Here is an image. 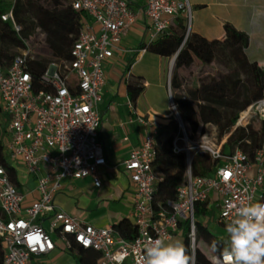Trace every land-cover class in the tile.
Segmentation results:
<instances>
[{
    "label": "built area",
    "instance_id": "2783aa9c",
    "mask_svg": "<svg viewBox=\"0 0 264 264\" xmlns=\"http://www.w3.org/2000/svg\"><path fill=\"white\" fill-rule=\"evenodd\" d=\"M64 1L81 14V28L69 59L47 63L37 80L28 65L33 60L28 49L8 65L0 64V128L5 135L2 153L13 167L18 163L24 166L35 178L39 193L37 201L23 207V195L0 165L1 264H51L43 257L55 248L53 236L63 242L66 251L75 245L96 252V264H138L149 240L172 238L183 224L188 225L194 264L196 207L202 208L213 197L217 221L227 237L226 225L235 217L233 205L264 203V95L239 115L220 148L208 142L198 146L217 161L208 176H201L192 173L195 147L190 145L168 85L170 109L177 124L172 149L185 159L184 180L176 190V199L163 207L155 206L154 192L160 178L153 172L152 162L160 127L138 117V123L151 128L122 163L133 186L135 238L126 240L111 226L97 228L84 223L57 210L54 196L64 180L90 178L94 187L101 186L99 168L106 161L98 139L101 117L97 107L105 83L103 66L119 50L122 33L136 23L137 12L129 0ZM143 14L148 23L146 45L166 34L178 17L187 21L184 41L191 33L187 0H146ZM0 18L19 31L11 10ZM37 85L42 88L36 90ZM248 126L258 136L257 145L253 147L244 137L225 153L230 135L235 130L247 133ZM209 260L211 264H227L222 254H214Z\"/></svg>",
    "mask_w": 264,
    "mask_h": 264
},
{
    "label": "crops",
    "instance_id": "0c3cea01",
    "mask_svg": "<svg viewBox=\"0 0 264 264\" xmlns=\"http://www.w3.org/2000/svg\"><path fill=\"white\" fill-rule=\"evenodd\" d=\"M129 1L130 7L137 12L136 23L122 33L119 50L103 66L105 83L97 107L101 117L98 139L106 161V165L99 168L101 186L94 187L90 178L64 180L53 200L57 210L97 228L114 227L124 219L133 224V186L122 163L151 128L142 126L137 118L143 117L158 127L168 125L173 119L167 93L174 56L164 58L139 49L148 35V23L143 14L146 0ZM187 2L190 5L192 34L207 42H222L226 36L224 25L229 24L247 36L246 58L264 71V0ZM129 62L131 65L127 70ZM141 63H144L143 68L136 69ZM137 84L143 87V91L131 105L127 85ZM130 119L133 123L128 122ZM14 167L19 183L17 189L24 197L22 206L28 207L39 198L35 178L20 163ZM216 205L211 197L202 208L207 212L211 208L218 212ZM205 215L202 214V218ZM216 224L220 226L218 221ZM44 226H48L46 221ZM172 238L184 243L183 225ZM53 239L54 250L43 257L46 263L80 264L76 247L66 251L60 239L55 236ZM207 257L209 259L210 256Z\"/></svg>",
    "mask_w": 264,
    "mask_h": 264
},
{
    "label": "trees",
    "instance_id": "16d2710c",
    "mask_svg": "<svg viewBox=\"0 0 264 264\" xmlns=\"http://www.w3.org/2000/svg\"><path fill=\"white\" fill-rule=\"evenodd\" d=\"M63 2H65L63 0ZM56 6H59L58 2H55ZM62 5V4H61ZM65 5V6H64ZM62 7L69 11L68 17H73L77 21L76 29H69L65 31L67 37L72 36L71 39L65 38L58 39V45L50 44V49L53 57L56 60H67L69 59V51L78 37L81 28V14L73 11L66 3ZM9 10L12 11L13 21L20 28L19 31H15L10 21L4 22L0 18V64L8 65L10 62L4 61L3 50L7 47H14L17 49H26L25 40L35 30L36 23L30 18L29 12L35 10L40 20L43 21L47 27L54 26L53 21H49V14L47 11H43L38 6L34 5L30 1L24 0H13L11 2L0 0V16ZM185 20L182 17L176 18L170 25L168 32L158 37L148 45L142 42L139 49L145 48V51L158 55L164 58H170L177 54L175 68L181 64V59L187 56V60H190V54L195 57L202 56V53L211 51V48L218 49H229V57L232 63L244 74L248 86L249 92V104L264 95V71H262L256 63L249 62L244 53L245 48L248 44V38L245 34L236 31L229 24L224 25L225 39L222 42L212 41L207 42L199 36L190 33L187 37V43L185 50H179L184 36H185ZM54 29H50L49 33L53 34ZM47 63H41L37 61H30L29 68L34 77L37 80L39 75L45 69ZM131 62L127 64V70L129 69ZM35 80V82H36ZM175 80V79H174ZM34 82V83H35ZM37 83V82H36ZM224 82L221 80L212 81L211 89L215 92H222ZM39 85L36 86V90L41 89ZM206 90V88H205ZM143 87L140 84L127 85L128 99L131 105H134L138 96L142 93ZM182 116L186 122L191 121L193 111L190 105L184 101H179ZM248 104V105H249ZM2 116L1 105H0V118ZM191 119V120H190ZM236 123L237 117L232 120ZM160 132L164 133L165 140H160L159 137L156 139L155 155L152 162V170L156 173L160 180L156 185L154 192L155 206H165L168 201H174L176 199V190L182 184L185 174V159L182 154H175L172 149V140L177 133V127L172 126L169 123L166 126L160 127ZM248 138L252 141L253 147L258 143V136L253 132L252 128L248 126V132L243 130H235L227 140V148L229 151L233 146L242 138ZM2 142L0 140V165L3 166L12 181V183L19 187L17 180V172L15 167L9 164L2 153ZM191 170L194 175L208 176L213 167H208L202 160L201 155L196 154L191 165ZM207 213V209L196 207V215H202ZM1 215V212H0ZM114 229L118 236L132 240L136 236V228L133 224L124 219L120 221ZM188 225L183 224V236L184 245L187 254L191 258V252L189 249V242L187 239ZM196 236L198 241H202L206 244L217 255H221L223 249L227 247V243L217 238L203 223L200 219H196ZM215 244V247L213 245ZM77 250V259L80 264H96L98 254L89 249H82L73 245V248ZM72 248V249H73ZM71 249V250H72ZM2 248L0 245V264L2 260ZM194 264H211L208 257L200 250L195 249L194 252Z\"/></svg>",
    "mask_w": 264,
    "mask_h": 264
},
{
    "label": "rangeland",
    "instance_id": "374dc122",
    "mask_svg": "<svg viewBox=\"0 0 264 264\" xmlns=\"http://www.w3.org/2000/svg\"><path fill=\"white\" fill-rule=\"evenodd\" d=\"M5 1L11 2L13 0ZM27 1L32 2L43 11H47L49 14L48 20L53 21L54 24V26L47 27V22L44 24L40 17L36 16L38 14L35 10L29 12L30 18L36 23L35 30L28 38L24 39L26 49L30 51L29 58H32V61L41 63L56 61L51 53L50 44L54 43L57 46L58 39H71L72 36L67 37L65 31L76 29L77 21L71 16L70 18L68 17L70 13L62 7L65 4L63 0ZM55 2H58L59 6H56ZM184 20L186 25L187 21L186 19ZM189 23L191 26V18H189ZM50 29H54L53 34L49 33ZM186 43L187 39L185 41L183 39L179 49L181 53L185 50ZM22 52V49L7 47L3 50L4 61L11 62L14 57ZM177 54L173 57L170 80V91L175 110L184 124L190 145L195 147L192 152L201 155L206 166L214 167L217 161L212 158L205 148L199 147L203 145L202 142H208V144H214L215 147L220 148L222 139L231 132V127L235 124L232 120L236 117L238 119L239 115L249 104L246 78L230 60L229 49L211 48V51L203 52L200 57H195L189 53L190 60H187L185 55L181 59V64L175 68ZM143 66L144 63L138 64L136 69L143 68ZM213 80L224 82L222 92L210 90ZM179 101H184L190 105L193 111L191 121L186 122L184 120ZM169 123L177 127L174 119ZM158 137L160 140H165L166 138L162 132H159ZM0 140L2 142L5 140V135L1 128ZM224 152L228 153L229 149L225 147ZM217 217V210L212 208L208 210L205 218H202L201 215H196V219L200 218L203 225L217 238L227 243L225 231L216 224ZM195 249H200L206 256H214V252L205 243L197 239Z\"/></svg>",
    "mask_w": 264,
    "mask_h": 264
},
{
    "label": "clouds",
    "instance_id": "9594fccd",
    "mask_svg": "<svg viewBox=\"0 0 264 264\" xmlns=\"http://www.w3.org/2000/svg\"><path fill=\"white\" fill-rule=\"evenodd\" d=\"M233 208L235 217L225 229L228 246L222 252L224 259L227 264H264V203ZM190 259L182 241L158 237L144 245L138 264H190Z\"/></svg>",
    "mask_w": 264,
    "mask_h": 264
}]
</instances>
